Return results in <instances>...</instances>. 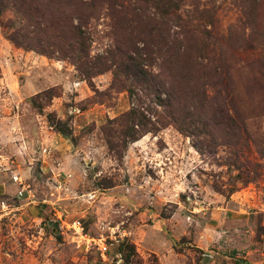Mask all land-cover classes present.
<instances>
[{
  "label": "rangeland",
  "instance_id": "1",
  "mask_svg": "<svg viewBox=\"0 0 264 264\" xmlns=\"http://www.w3.org/2000/svg\"><path fill=\"white\" fill-rule=\"evenodd\" d=\"M16 1L0 11L17 194L0 196V264H124L131 244L139 264L263 261L264 0ZM81 17L110 70L68 57Z\"/></svg>",
  "mask_w": 264,
  "mask_h": 264
},
{
  "label": "trees",
  "instance_id": "2",
  "mask_svg": "<svg viewBox=\"0 0 264 264\" xmlns=\"http://www.w3.org/2000/svg\"><path fill=\"white\" fill-rule=\"evenodd\" d=\"M23 1H16L14 3V6H17L20 10H24ZM165 8V6L163 7ZM2 0H0V11L2 10ZM72 33L74 35L70 37V40H72L70 43H65V46H69V49L67 52H70V56H68L78 67V70L81 71L82 73L89 75V76H94L98 72H106L110 70V68L107 69H101L93 66L94 63L92 62V59L90 58V54L88 53L89 47H90V37L87 35L86 28L82 24V17L78 19V24L74 27V30H72ZM61 47V46H60ZM64 49V48H62ZM63 51V50H62ZM101 59V58H99ZM98 59V60H99ZM131 60H135L131 58ZM102 63V62H100ZM95 68V70L93 69ZM132 69L134 71L133 75L139 76L142 72L140 71V68L138 66H132ZM143 70V69H141ZM127 252H124L123 254V262L124 264H139V260L137 257L138 256V251L135 246V244H131V247H129Z\"/></svg>",
  "mask_w": 264,
  "mask_h": 264
},
{
  "label": "crops",
  "instance_id": "3",
  "mask_svg": "<svg viewBox=\"0 0 264 264\" xmlns=\"http://www.w3.org/2000/svg\"><path fill=\"white\" fill-rule=\"evenodd\" d=\"M44 133L47 135V133H50L49 130L44 131ZM43 135V134H42ZM49 137H51L50 135H47ZM58 140L61 139L60 137H56ZM52 140V137H51ZM59 165L62 167V164L59 163ZM2 178V175L0 176V196L2 195H12L14 196L16 193V184L15 183H6ZM18 192L20 193V191L18 190ZM17 196V194H16ZM156 226V225H155ZM154 226V227H155ZM172 246V245H170ZM168 249V244L165 243V250ZM164 248L159 247V248H154V251H156L155 253L157 254H162L163 252H165ZM163 251V252H162ZM249 255H251V252H249ZM249 255H246L245 257H243V260L241 261V264H264V260L263 261H259V262H254L251 260V257Z\"/></svg>",
  "mask_w": 264,
  "mask_h": 264
},
{
  "label": "built area",
  "instance_id": "4",
  "mask_svg": "<svg viewBox=\"0 0 264 264\" xmlns=\"http://www.w3.org/2000/svg\"><path fill=\"white\" fill-rule=\"evenodd\" d=\"M12 178L14 179V181H17V180H18V177H17V176H14V177H12ZM22 194H23V193L20 192V195H22ZM106 251H108V247H107V246L103 248V251H102V252H106Z\"/></svg>",
  "mask_w": 264,
  "mask_h": 264
}]
</instances>
